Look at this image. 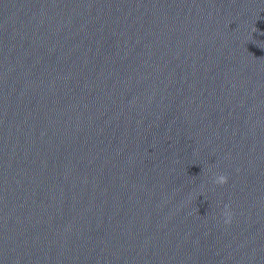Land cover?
<instances>
[{"label":"water","instance_id":"obj_1","mask_svg":"<svg viewBox=\"0 0 264 264\" xmlns=\"http://www.w3.org/2000/svg\"><path fill=\"white\" fill-rule=\"evenodd\" d=\"M0 264H264V0H0Z\"/></svg>","mask_w":264,"mask_h":264},{"label":"clouds","instance_id":"obj_2","mask_svg":"<svg viewBox=\"0 0 264 264\" xmlns=\"http://www.w3.org/2000/svg\"><path fill=\"white\" fill-rule=\"evenodd\" d=\"M214 183H216L218 185H224L225 183H227V177L225 175H218L215 178ZM226 209H227V206H226ZM224 215H225V223L226 224L231 223L232 216H231L230 211L226 210Z\"/></svg>","mask_w":264,"mask_h":264}]
</instances>
